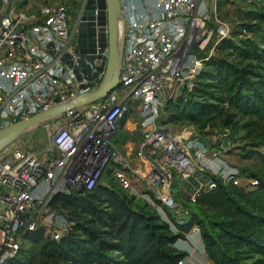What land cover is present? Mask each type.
Wrapping results in <instances>:
<instances>
[{
    "label": "built area",
    "instance_id": "built-area-1",
    "mask_svg": "<svg viewBox=\"0 0 264 264\" xmlns=\"http://www.w3.org/2000/svg\"><path fill=\"white\" fill-rule=\"evenodd\" d=\"M119 1L124 47L118 85L94 102L48 118L43 153L15 141L0 149V264L18 255L27 232H65L68 221L50 207L52 196L108 185L102 181L107 168L116 185L165 220L166 209L183 210L172 194L174 179L205 174L200 186L205 191L215 178L247 188L258 184L225 160L232 146L228 128L211 134L209 146L161 120L164 104L191 88L215 45L230 36V24L217 16V0ZM238 1L264 12V0ZM68 12L64 5L46 3L31 13L0 0V128L84 91L63 61L68 55L76 66L79 59ZM131 111L142 134L134 160L120 151L116 137Z\"/></svg>",
    "mask_w": 264,
    "mask_h": 264
},
{
    "label": "trees",
    "instance_id": "trees-1",
    "mask_svg": "<svg viewBox=\"0 0 264 264\" xmlns=\"http://www.w3.org/2000/svg\"><path fill=\"white\" fill-rule=\"evenodd\" d=\"M243 8V19L218 41L191 88L164 104L161 120L213 133L243 118L241 127L247 130L238 138L240 156L264 166V12ZM116 137L122 144L120 130ZM245 175L258 184L247 188L215 178L213 188H195V200L184 204L178 191L173 197L184 212L166 209L165 220L152 205L116 185L107 168L108 185L52 196L50 207L68 221L59 238L45 236L40 228L25 238L36 248L38 264H177L189 253L178 243L196 228L211 264H264V172ZM186 181L174 179L172 186L180 189ZM22 253L21 248L5 264Z\"/></svg>",
    "mask_w": 264,
    "mask_h": 264
},
{
    "label": "water",
    "instance_id": "water-1",
    "mask_svg": "<svg viewBox=\"0 0 264 264\" xmlns=\"http://www.w3.org/2000/svg\"><path fill=\"white\" fill-rule=\"evenodd\" d=\"M119 2L84 0L71 30V38L79 52L78 64L74 66L68 55H64L63 61L72 69L80 83L79 87L84 91L65 103H57L47 110L1 127L0 149L44 120L68 109L94 102L118 85V68L124 47V24Z\"/></svg>",
    "mask_w": 264,
    "mask_h": 264
},
{
    "label": "rangeland",
    "instance_id": "rangeland-1",
    "mask_svg": "<svg viewBox=\"0 0 264 264\" xmlns=\"http://www.w3.org/2000/svg\"><path fill=\"white\" fill-rule=\"evenodd\" d=\"M11 2L13 0H10ZM15 1V0H14ZM23 0H18L15 4H19V6H23L27 3L28 0H25L23 4ZM207 3H210V0H206ZM31 6L33 8H38L46 3H53L57 5H64L68 8V25L69 28H73L76 23L77 16L81 9V5L84 0H30ZM219 3V5H218ZM26 11V9H25ZM243 11L244 8L242 4L238 0H217V16L223 20H226L230 24V28L238 26V24L243 19ZM30 12V11H28ZM214 52V51H213ZM136 111H131L124 116V121L122 122V126L120 128V132L124 138V141L121 144L120 151L127 155L130 159H133L134 152L137 148L138 142L141 139V132L138 129V123L136 120ZM239 123L236 126L229 127L232 146L225 153V160L232 165L238 166L247 174L254 172H264V166L256 159H243L240 156V149L238 147L240 141H238L239 136L244 135L247 129L241 127V123L243 122V118H238ZM51 121L45 120L38 124L37 126L27 130L25 133L20 135L16 140H14L15 145H21L25 148H29L34 150L35 152L43 153L45 148L48 145L47 139V127L50 125ZM172 129L176 132H191V134H197L201 136L202 141L205 142L206 145L214 146V141L211 138V134L207 133L208 131L199 132L188 123H178L171 124ZM258 131V129H254V131L250 132L248 138L253 136L254 132ZM248 138L246 140H248ZM246 142V141H243ZM134 160V159H133ZM245 173V174H246ZM206 177L205 174L194 173L191 177L186 181L185 185L182 188H178V185L172 186V194L177 195L179 191V199L181 204L187 203L189 197L195 192L194 189L198 185L199 181ZM104 178L102 177V181ZM242 182H245L244 180ZM184 210H180L177 213H182ZM45 236L54 238L60 236L61 232H44ZM197 234V231L194 229L191 230L186 236L185 239L181 240L178 245L183 249H188V256L185 257L183 264H207L209 261L206 259L205 255L202 252V245L200 243V237ZM192 235H195L193 237ZM55 239V238H54ZM23 253L20 255L18 260H15L14 263L9 262L7 264H38V254L36 248L26 239L22 243Z\"/></svg>",
    "mask_w": 264,
    "mask_h": 264
},
{
    "label": "crops",
    "instance_id": "crops-1",
    "mask_svg": "<svg viewBox=\"0 0 264 264\" xmlns=\"http://www.w3.org/2000/svg\"><path fill=\"white\" fill-rule=\"evenodd\" d=\"M17 1L18 0H15V1L13 0L12 2L10 1V3H11L12 6H14L16 8L17 4H15V2L17 3ZM29 1L30 0H28L27 3L23 5L22 9H24V10L26 9L27 12L30 11L31 13L36 12L39 9L40 6L38 8H33ZM70 33H71V28H70ZM205 181H206V177H204V179L199 181V183L196 186V188H199ZM195 235H197V234H195ZM195 235H192V236L195 237ZM202 252H203V248H202Z\"/></svg>",
    "mask_w": 264,
    "mask_h": 264
},
{
    "label": "bare ground",
    "instance_id": "bare-ground-1",
    "mask_svg": "<svg viewBox=\"0 0 264 264\" xmlns=\"http://www.w3.org/2000/svg\"><path fill=\"white\" fill-rule=\"evenodd\" d=\"M120 30H121V25H120V23H119V25H118V33H120ZM119 35V34H118Z\"/></svg>",
    "mask_w": 264,
    "mask_h": 264
}]
</instances>
